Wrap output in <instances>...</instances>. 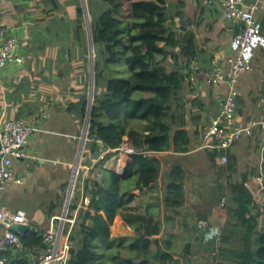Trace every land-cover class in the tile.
Returning a JSON list of instances; mask_svg holds the SVG:
<instances>
[{
    "label": "crops",
    "instance_id": "crops-1",
    "mask_svg": "<svg viewBox=\"0 0 264 264\" xmlns=\"http://www.w3.org/2000/svg\"><path fill=\"white\" fill-rule=\"evenodd\" d=\"M89 1L99 11L105 7L94 0H0V27L16 38L17 54L23 60L0 70V121L24 119L34 129L22 149L25 157L12 163L13 175L21 183H8L0 194V203L11 211H23L33 231L44 233L49 228L62 226L63 235L70 239L77 229L78 214L88 209L89 199L85 198L88 196L87 173L101 174L99 185L104 188L109 185L108 173L122 176L130 160L122 157L119 167L113 158L114 149L92 154L87 147L90 124V113H87L94 104L95 93V47L90 42L89 29L91 18L97 16L89 10ZM251 1L243 0L245 4ZM85 7L86 21L83 19ZM79 10L82 23H78ZM168 16L167 25L176 40L186 47L187 40L192 38L194 48L189 57L180 54L181 47L170 49L162 64L167 72L178 71L185 75L175 99L180 101L179 121L190 138L186 153L169 150L152 154L160 160L161 172L165 174L171 168L170 164L177 161L183 163L186 172L197 171L203 161L200 131L219 111L228 86L200 85L191 89L186 76L193 65L208 68L214 61L225 65L226 59L235 53L231 42L237 31V24L226 20L221 7L213 0H170ZM257 18L262 26L264 0ZM263 83L264 56L256 50L252 72L242 73L237 81L236 122L244 126L250 121H261L263 126L243 133L230 148V152H236L238 157L244 149L247 156L251 153L253 163H239L237 168L240 170L244 165L249 169L258 166L256 160L264 150ZM84 103L86 110L82 112ZM177 113L178 109L174 114ZM67 188L70 197L65 198L62 205ZM131 194L141 202L139 212L147 216L159 214L161 230L158 238L165 236L168 221L175 219L176 213L164 207L161 189H136ZM179 201L181 208L198 203L192 195ZM71 205L74 209L70 211ZM208 222H212L211 225L204 231L198 230V238L192 244L190 259L197 264H206L203 260L210 259L207 256L212 253L215 241L213 245V240L206 242L204 237L213 227L220 230L224 216L211 218ZM258 224L257 231L263 230V216L258 219ZM3 231L0 225V237ZM110 231L124 237L133 236L127 222L119 218L113 222ZM9 256L12 260L28 259L26 253L17 251H12ZM173 257L178 259L176 255Z\"/></svg>",
    "mask_w": 264,
    "mask_h": 264
},
{
    "label": "trees",
    "instance_id": "trees-1",
    "mask_svg": "<svg viewBox=\"0 0 264 264\" xmlns=\"http://www.w3.org/2000/svg\"><path fill=\"white\" fill-rule=\"evenodd\" d=\"M94 1L105 7L90 21L95 47V93L87 147L95 154L116 149L126 138L137 154L130 156L122 176L108 173L107 187L97 183L93 193L85 182L88 209L78 214L77 229L70 239L73 248L63 264H197L190 259L193 241L198 238L197 221H211L219 215L224 216V223L218 250L213 247L207 256L212 264H264V232L259 235L257 231L258 219L264 217V194L258 187L254 192L248 186L255 183L259 166L238 169V156L233 152L227 153L225 166H218L214 161L217 153L208 152L215 178L198 196L196 205L181 208L179 200L192 171L186 172L183 163L177 161L165 174L160 160L152 155L169 150L183 154L190 146L189 134L179 121V101L175 99L185 75L167 72L162 64L170 49L181 47L180 54L189 57L194 46L189 38L183 47V42L169 30L170 0ZM80 17L79 10L78 23ZM84 110L85 103L81 108ZM261 157L264 174V150ZM143 188L161 189L164 207L176 213L162 238H158L159 214L147 216L139 212L141 202L131 194ZM223 198L226 201L222 206ZM73 209L71 205L70 211ZM118 218L130 226L132 237L111 233L110 227ZM42 234L34 231L21 242L25 247H40ZM204 260L206 263L207 258Z\"/></svg>",
    "mask_w": 264,
    "mask_h": 264
},
{
    "label": "built area",
    "instance_id": "built-area-1",
    "mask_svg": "<svg viewBox=\"0 0 264 264\" xmlns=\"http://www.w3.org/2000/svg\"><path fill=\"white\" fill-rule=\"evenodd\" d=\"M221 7L226 20H232L237 24L231 46L235 50L229 56L225 65L215 61L208 68H200L193 65L187 74L189 88L195 89L200 85L215 86L226 84L227 93L220 104V109L212 120L201 128V148L216 152L215 162L219 166H225L228 162V150L240 139L243 133H249L252 128L263 126L261 121H250L246 125L236 122L237 98L239 91L237 81L242 73H250L256 50L264 55V35L257 18L262 0H253L247 4L243 0H213ZM18 44L13 35L0 27V70L14 63H22V57L17 54ZM34 129L24 119L0 121V194L5 186L14 182L20 184L21 180L15 178L12 172V163L15 159L25 157L22 149L27 145ZM96 141V137H92ZM113 157L116 164H120L122 157H130L137 154L136 149L125 139L114 149ZM120 167V165H119ZM259 175L255 178L260 186L258 189L264 194V174L262 166H259ZM119 169V173L121 172ZM101 174L86 175V182L92 192L97 191ZM70 196L67 195L66 199ZM222 199L221 205L225 203ZM28 224V219L23 211H11L0 203V225L4 231L0 237V264H63L73 242L63 235L62 226L49 228L42 234L40 247H25L21 242V235L12 231V225ZM209 226L206 220L197 221V229L205 230ZM219 248V237L215 240V249ZM23 252L28 255L26 261L12 260L11 252ZM10 252V253H9Z\"/></svg>",
    "mask_w": 264,
    "mask_h": 264
},
{
    "label": "rangeland",
    "instance_id": "rangeland-1",
    "mask_svg": "<svg viewBox=\"0 0 264 264\" xmlns=\"http://www.w3.org/2000/svg\"><path fill=\"white\" fill-rule=\"evenodd\" d=\"M88 7H89V10H91L92 13H95V15H98L100 13L98 7L95 6L92 3V1L88 2ZM84 11L85 12H83V14L85 13L86 15L83 16V19H84V21H86V19L88 18L87 13H86L87 12L86 7L84 8ZM178 101H177V103H178ZM210 108L212 109V107H210ZM211 113H209V114H211ZM202 151H203L202 155L204 156L203 161H201L199 163L200 166L198 167L197 171L192 170L191 178L188 181V183L186 184V190H184L182 198H184L186 196H190L191 197V195H192V197H195L196 199H198L199 198L198 196L201 195L206 190V188L210 185V183L213 182V180L215 178V170L213 169L212 163L209 161L208 155H207L209 150L208 149H203ZM261 153H262V151H260V157H258V159L256 160L257 163H258L257 164L258 166H260L261 163H262ZM234 154L238 155L236 152ZM251 158H252L251 153H250L249 156H247V151H246V149H244L242 155H239V157H238L237 165L239 163H242V162L243 163H250L252 161V163H253V160ZM249 165H254V164H249ZM248 186H249L250 189H252L255 192L257 187H259L260 185L257 182H255V183L251 182V183L248 184ZM67 191H68V188L64 192L65 197H63V199H62V205H64V203H65V198H66V196L68 194ZM62 208H63V206H62ZM221 211H223V209ZM219 216H217V217H219ZM217 217H215V218H217ZM262 232H264V231L263 230H259L258 231L259 235ZM214 241H215V238H214ZM214 241H212L213 245H214ZM203 263H205V260H203ZM212 263H213V260H210L208 258L206 264H212Z\"/></svg>",
    "mask_w": 264,
    "mask_h": 264
},
{
    "label": "water",
    "instance_id": "water-1",
    "mask_svg": "<svg viewBox=\"0 0 264 264\" xmlns=\"http://www.w3.org/2000/svg\"><path fill=\"white\" fill-rule=\"evenodd\" d=\"M90 30V29H89ZM91 32V30H90ZM91 37V36H90ZM89 37V38H90ZM90 42L92 44V40L90 39ZM90 112L87 113V115ZM12 231L18 233L19 235H21V239H23L24 237H26L27 235H29L30 233L34 232L32 230V227L29 224H18V225H12L10 228ZM24 253V251L22 252Z\"/></svg>",
    "mask_w": 264,
    "mask_h": 264
},
{
    "label": "clouds",
    "instance_id": "clouds-1",
    "mask_svg": "<svg viewBox=\"0 0 264 264\" xmlns=\"http://www.w3.org/2000/svg\"><path fill=\"white\" fill-rule=\"evenodd\" d=\"M186 79H187V76H186ZM126 138H123V140H125ZM127 140V139H126ZM128 141V140H127ZM123 142V141H122ZM129 142V141H128ZM235 144V143H234ZM132 146V145H131ZM209 152H211V151H209ZM228 152H230V149L228 150ZM227 152V153H228ZM116 154V153H115ZM132 156V155H131ZM128 158H130V157H128ZM214 161H215V159H214ZM215 164H216V162H215ZM217 165V164H216ZM219 166V165H218ZM260 169V168H259ZM89 199V198H88ZM207 221V220H206ZM210 224V223H209ZM204 231V230H203ZM219 235H220V230H219V228H216V227H213V228H211V229H209V231L205 234V237H204V239H205V241L207 242V241H211V240H213V238H217V237H219ZM216 238H215V240H216ZM214 248H215V245H214Z\"/></svg>",
    "mask_w": 264,
    "mask_h": 264
}]
</instances>
